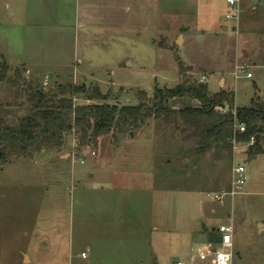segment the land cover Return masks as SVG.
<instances>
[{
	"label": "rangeland",
	"instance_id": "1",
	"mask_svg": "<svg viewBox=\"0 0 264 264\" xmlns=\"http://www.w3.org/2000/svg\"><path fill=\"white\" fill-rule=\"evenodd\" d=\"M239 9L238 20L227 21L225 0H0V64L6 76L18 69L45 89L71 82L101 94L100 100L76 97V104L134 105L137 92L151 96L155 86L180 82L182 63L192 79L204 77L211 94L225 90L233 93L234 108L248 106L252 99L264 102V0H239ZM21 100L0 81L7 122L27 113ZM190 144L150 119L120 141L108 134L77 150L67 135L61 151L1 161L0 264H23L20 249L37 252L29 264H50L43 229L56 213L62 228H71L75 258L87 261L80 257L81 226L91 240L101 191L115 196L109 201L117 230L126 232L112 264H133L150 251L158 264L175 261L172 242L216 232L222 223L234 231V264H264V230L257 228L264 220V153L245 163L250 170L241 190L220 203L208 195L230 189L232 163L247 158L246 145H236L231 159H214L188 153ZM122 241L125 251L118 249ZM198 248L197 242L193 253ZM127 256L132 263L123 262Z\"/></svg>",
	"mask_w": 264,
	"mask_h": 264
},
{
	"label": "trees",
	"instance_id": "2",
	"mask_svg": "<svg viewBox=\"0 0 264 264\" xmlns=\"http://www.w3.org/2000/svg\"><path fill=\"white\" fill-rule=\"evenodd\" d=\"M182 79L173 87H153L151 96L135 94L137 103H74V98L100 100L101 94L87 90L83 84L56 82L45 89L34 80L27 81L18 69L6 76L0 64V81L21 98L27 113L16 123L0 115V162H9L28 152H58L67 135L74 149L95 147L99 138L129 133L152 119L164 128L178 131L183 142L190 141L187 152L195 157L210 153L214 159L231 155L236 145H246L247 156L264 153V102L252 99L248 106L235 108L234 95L220 90L210 93L206 83L186 75L187 67L178 63ZM186 98L195 104L171 105L174 99ZM228 108L222 111L219 107ZM243 126V131L238 127ZM257 136V138H255ZM253 142L250 144V139Z\"/></svg>",
	"mask_w": 264,
	"mask_h": 264
},
{
	"label": "crops",
	"instance_id": "3",
	"mask_svg": "<svg viewBox=\"0 0 264 264\" xmlns=\"http://www.w3.org/2000/svg\"><path fill=\"white\" fill-rule=\"evenodd\" d=\"M62 154L58 155L60 159L63 160ZM56 157V156H55ZM255 156H247L246 159L251 158L253 160ZM50 160L54 159V155H50ZM245 159V160H246ZM249 161V162H250ZM246 171L250 170L248 165H245ZM242 193V192H240ZM96 195V203L93 211V231L91 240L89 236L84 233V225L81 227L83 228V249L80 250V257L82 259H88L87 261L80 262L75 258L77 256V251L75 252V243L73 238L71 237V228L66 227L63 229L61 224L62 218L61 214L56 213L55 219L51 220L47 225H45L43 229V238L44 242V255H46L47 259L49 258L50 264H112L115 260V255L117 251V239H126V232L124 230H117V227L120 225L117 220V215L115 214L113 201H109V199H114L115 196L111 193L101 191ZM109 196V197H108ZM107 198V200H105ZM55 214V213H54ZM85 219L84 216L80 217ZM224 224V223H222ZM258 230H264V220L258 221L257 224ZM216 228H213V230ZM68 231V232H67ZM233 232L232 231V258L231 264L233 263V249H234V242H233ZM215 232L207 231L205 233H197L195 236H185L180 242H172L170 246H172V251L177 254V258L185 257L191 252H193L192 247L198 242V245L201 246L205 240H207V236L213 234ZM201 234L203 237L201 238ZM119 248L124 250L125 242H118ZM131 244V243H130ZM129 245V244H128ZM150 245V244H149ZM130 246V245H129ZM36 248V247H35ZM34 248V249H35ZM131 250V249H130ZM81 253H84L85 256L82 257ZM131 255L132 252H128ZM21 258V262L23 264L32 263L34 259V255L37 252H33L32 256L29 252L25 251L24 249H20L19 251ZM125 255V254H124ZM130 257V259H129ZM133 257L127 256L123 262L128 259V262L132 263ZM155 259V258H153ZM151 259V251L150 254L138 256L135 259L133 264H152ZM156 261V259H155ZM170 260L165 259L162 264L168 263ZM158 264V262L156 261Z\"/></svg>",
	"mask_w": 264,
	"mask_h": 264
},
{
	"label": "built area",
	"instance_id": "4",
	"mask_svg": "<svg viewBox=\"0 0 264 264\" xmlns=\"http://www.w3.org/2000/svg\"><path fill=\"white\" fill-rule=\"evenodd\" d=\"M228 5V10L226 11L224 17L227 21H237L239 17V0H225ZM247 77L250 74H246ZM204 77L200 78L202 82ZM222 111H225V107H219ZM244 127L239 126L238 130L243 131ZM253 142V138L250 139V144ZM235 148V147H234ZM246 167L245 163L238 162L236 164L232 163L231 168V186L228 191L221 193L213 192L209 194V198L223 203L224 195L230 194L235 195L241 190V187L246 178ZM213 233L214 235L220 236L219 242H210L205 240L204 243L199 246L197 253L191 252L185 257H180L172 261H169L166 264H231V248H232V225L231 224H220ZM81 256L84 257L85 254L81 253Z\"/></svg>",
	"mask_w": 264,
	"mask_h": 264
},
{
	"label": "water",
	"instance_id": "5",
	"mask_svg": "<svg viewBox=\"0 0 264 264\" xmlns=\"http://www.w3.org/2000/svg\"><path fill=\"white\" fill-rule=\"evenodd\" d=\"M178 43L179 42L177 41V44ZM129 135L130 136L132 135V132L131 131L129 132ZM122 136H123V133L118 134V140L119 141L121 140ZM255 138H257V136H255ZM28 154L31 155V152H28ZM250 159L251 158H248L246 160H243V163H248L250 161ZM179 161L183 163L185 160H179ZM202 237H203V234H201V238ZM207 240L210 241V242H219L220 241V236L219 235L210 234V235L207 236ZM152 264H157L156 261H155V259L152 260Z\"/></svg>",
	"mask_w": 264,
	"mask_h": 264
}]
</instances>
